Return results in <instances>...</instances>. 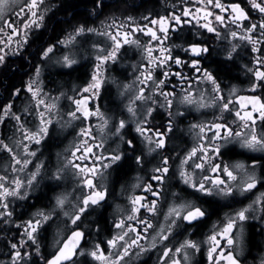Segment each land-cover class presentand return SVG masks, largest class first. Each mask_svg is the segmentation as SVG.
Instances as JSON below:
<instances>
[{"label":"snow or ice","instance_id":"6c2138e0","mask_svg":"<svg viewBox=\"0 0 264 264\" xmlns=\"http://www.w3.org/2000/svg\"><path fill=\"white\" fill-rule=\"evenodd\" d=\"M89 3L75 20L72 0H0V68L10 57L32 67L0 97V264H246L248 229L264 234V0H164L139 18ZM53 8L72 19L33 63ZM221 51L245 77L227 88L204 65ZM83 62L85 80L47 87ZM113 88L115 109L104 104ZM193 112L192 144L173 156ZM62 136L53 162L45 149ZM129 168L126 204L115 203Z\"/></svg>","mask_w":264,"mask_h":264},{"label":"flooded vegetation","instance_id":"af4514ba","mask_svg":"<svg viewBox=\"0 0 264 264\" xmlns=\"http://www.w3.org/2000/svg\"><path fill=\"white\" fill-rule=\"evenodd\" d=\"M72 1H79V0H72ZM84 0H81L79 2V5L83 3ZM22 0H17V4L21 3ZM51 4H58L59 0H48ZM110 4L119 5L118 7H113L111 9H106L107 12H115L117 16L121 15V12H128L131 15L137 16L139 18L140 13L145 12V10H154V11H163V5L164 0H108ZM168 3H179V0H168ZM86 5V4H85ZM83 4V6H85ZM88 7H91L90 3H87ZM15 6V5H14ZM18 10V7H17ZM74 11V10H73ZM83 13L78 14L75 16V20H80L85 17L86 14V8L85 10H81ZM75 12V11H74ZM53 13H55L54 17L49 21L48 28L46 32H43L42 35H38L36 37V40L33 44V47L31 51L33 52V56L31 57L33 63L36 62V56L35 51L39 47L41 43H44L48 41L49 39H54L56 35H58L61 31V28H66L67 25L63 24V21L65 19H72L70 17L71 14H68V16H65L64 10H57L56 8H53L52 12L48 13L49 16H53ZM102 16L100 19H103ZM7 21L10 23H16L19 19V17L16 16L15 11L10 12L7 17ZM75 20L73 22H75ZM95 24L99 25V20L95 21ZM7 31V29H5ZM210 45H213L217 47V51H220L219 49V42H213L211 40L208 41ZM29 58H25L24 60H21L18 57H10L9 58V66L0 68V97L6 98L8 95L7 89H5L10 78V75L14 72L18 71L19 74H21V78L19 83L16 84V86L21 84V81H26L28 79L29 74H31L32 67L28 63ZM125 64L130 63V61H125ZM205 67H207L209 70L216 72L221 80V82L227 86L229 84H236L239 81H242L245 79L243 76V73L239 70L238 67H234L231 64L225 65L223 63V52L221 51L220 55L217 56L215 53L212 57L204 61ZM127 68H121L117 66L115 68V71L112 73L113 75L117 76H123L127 73ZM187 71V70H185ZM89 72V66L87 62H83L82 66L78 67L76 71L71 72L70 75H64L56 73H53L52 76L49 78L47 83V87L50 89H55L59 87L64 81H74V82H82L87 78ZM131 79V77H129ZM6 81V83L4 82ZM70 87V85H68ZM12 87V86H11ZM10 87V88H11ZM203 87V86H201ZM8 88V89H10ZM56 92L53 91V95H55ZM21 100L24 101V103H27V100H25L23 97H21ZM121 101L116 98V92L113 88L110 94L105 95L104 104L105 106H109L112 108H116L118 105H121ZM18 106L20 105V102H17ZM199 115L198 113L193 112L191 115L188 116L186 120H184L182 123L179 124V128L177 129V138H174L171 142L169 147L174 148L175 151L172 153L173 156L176 155V152H183L186 148L190 147L192 144V137L187 132L188 123L190 121H193V117ZM203 118V117H202ZM207 119H211V115H207ZM194 122V121H193ZM180 129H183L184 131H180ZM71 130H69L70 132ZM12 129L9 126L8 134H11ZM67 135V133H66ZM72 137L71 135H67V139L70 140ZM63 141V143H61ZM64 143H67V141L64 139V137H59L54 141H50L48 144V147L45 149L44 155L45 156H52L53 162H54V155L55 152L60 150ZM178 162V161H177ZM5 161L0 160V167L3 166ZM126 175L121 174L120 177L117 179V182L115 183L114 187L112 188L113 192V200L115 203L120 204H126V201L121 196V184H123L125 181L131 180L133 176H135L137 173L133 171L132 169H126ZM141 175H144V173H140ZM115 179V177H114ZM70 190V189H69ZM47 196H51L52 192L46 190ZM43 196L44 194H38ZM34 202V201H33ZM248 201H245L247 203ZM111 203V201H110ZM166 210V205L164 206V209ZM219 211V210H217ZM112 212V208L108 207L103 210L102 213V223L105 221L110 222V213ZM216 216L213 215L212 219H215ZM162 220V217H161ZM206 230V229H204ZM0 235H3V233H0ZM9 237L12 236V232L8 233ZM248 241L249 246L247 251L245 252V256L243 259L245 260L246 264H260L261 257H264V234H261L257 227L254 225L248 229ZM6 257L0 256V259H5ZM155 259L153 256L150 260H148V264H152V261Z\"/></svg>","mask_w":264,"mask_h":264},{"label":"trees","instance_id":"16d2710c","mask_svg":"<svg viewBox=\"0 0 264 264\" xmlns=\"http://www.w3.org/2000/svg\"><path fill=\"white\" fill-rule=\"evenodd\" d=\"M80 1L81 0L76 1V2L72 1L73 3H75L77 5V7L74 9L75 16L78 15V14L83 13V11H81V10H85V6H83V4L85 5V4L89 3V0H84L83 3L80 6L79 5ZM68 14H71L70 17H72V13H67L65 16H68ZM20 78H21V74H19L18 71L14 72L13 74L10 75V78H9L10 82H8L7 84L4 85V86H6L5 89H7V92L9 90L8 88H10L11 86L16 85L17 83H19ZM4 82L6 83V81H4Z\"/></svg>","mask_w":264,"mask_h":264}]
</instances>
